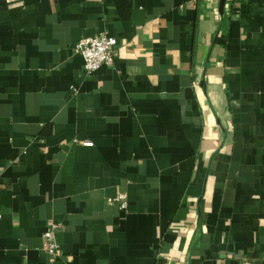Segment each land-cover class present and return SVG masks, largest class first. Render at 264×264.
<instances>
[{"label": "crops", "instance_id": "0c3cea01", "mask_svg": "<svg viewBox=\"0 0 264 264\" xmlns=\"http://www.w3.org/2000/svg\"><path fill=\"white\" fill-rule=\"evenodd\" d=\"M0 264H264V0H0Z\"/></svg>", "mask_w": 264, "mask_h": 264}, {"label": "built area", "instance_id": "2783aa9c", "mask_svg": "<svg viewBox=\"0 0 264 264\" xmlns=\"http://www.w3.org/2000/svg\"><path fill=\"white\" fill-rule=\"evenodd\" d=\"M116 44V37L102 33L81 38L75 44V49L84 57V68L86 72H92L102 65L111 63L114 60ZM83 144L92 145L93 141L84 140ZM119 197H124V194H121ZM109 200L113 201V198H109ZM121 206H127V201L125 199L122 200ZM59 226L60 224L58 222H50L43 234L44 248L52 255L58 254L59 242L56 238V232Z\"/></svg>", "mask_w": 264, "mask_h": 264}, {"label": "water", "instance_id": "95a60500", "mask_svg": "<svg viewBox=\"0 0 264 264\" xmlns=\"http://www.w3.org/2000/svg\"><path fill=\"white\" fill-rule=\"evenodd\" d=\"M223 4H224V0H221V6H223Z\"/></svg>", "mask_w": 264, "mask_h": 264}]
</instances>
